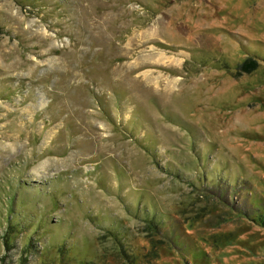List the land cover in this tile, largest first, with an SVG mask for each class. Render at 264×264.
I'll return each instance as SVG.
<instances>
[{"label":"rangeland","instance_id":"1","mask_svg":"<svg viewBox=\"0 0 264 264\" xmlns=\"http://www.w3.org/2000/svg\"><path fill=\"white\" fill-rule=\"evenodd\" d=\"M263 220L264 0H0V264H264Z\"/></svg>","mask_w":264,"mask_h":264},{"label":"bare ground","instance_id":"2","mask_svg":"<svg viewBox=\"0 0 264 264\" xmlns=\"http://www.w3.org/2000/svg\"><path fill=\"white\" fill-rule=\"evenodd\" d=\"M150 35H151V37H153V36L155 37L156 32L149 31V32H146L144 34V36L148 37V38L150 37ZM142 59H143L142 60L143 64H140V66L147 64V63L154 64V65H165V66H170V65L180 66L182 64L181 59H177L175 57L169 56L166 53H163L160 51L159 52L154 51L152 53H149V55L144 56ZM136 65H139V63H137ZM144 76L149 80L156 79V82H158L159 85H160L159 79L163 80V77H160V76L154 77V74H152V73L147 74V75L145 74ZM164 82L166 83V86L168 88H172L174 86V84L177 82V80L175 78L167 77L166 79H164Z\"/></svg>","mask_w":264,"mask_h":264},{"label":"trees","instance_id":"3","mask_svg":"<svg viewBox=\"0 0 264 264\" xmlns=\"http://www.w3.org/2000/svg\"><path fill=\"white\" fill-rule=\"evenodd\" d=\"M262 224L264 225V220H263Z\"/></svg>","mask_w":264,"mask_h":264}]
</instances>
